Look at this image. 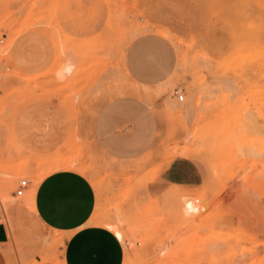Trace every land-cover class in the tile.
I'll list each match as a JSON object with an SVG mask.
<instances>
[{"label":"rangeland","instance_id":"374dc122","mask_svg":"<svg viewBox=\"0 0 264 264\" xmlns=\"http://www.w3.org/2000/svg\"><path fill=\"white\" fill-rule=\"evenodd\" d=\"M105 1L104 35L83 45V56L92 57L75 73L90 69L88 81L98 65H125L130 76L125 73L124 85L131 77L136 86L125 85V97L138 100L141 115L150 117L152 138L137 156L96 160L82 154L74 133L55 154L34 153L18 141L12 117L23 102L44 94L67 102L76 94L70 88L81 78H65L71 66L62 55L80 51L54 31L59 56L53 68L41 76L22 73L12 59L13 40L40 22L52 23L60 0H0V220L5 214L15 234L0 245V264H61L62 233L35 221L25 201L30 191L21 197L14 193L22 178L30 180L32 190L56 159L76 161L95 182L93 224L112 222L124 244L123 264H264V0ZM133 67L146 80H136ZM164 68L167 73L160 76ZM134 127L126 122L123 131L129 134ZM183 155L199 164L203 184L197 189L174 184L149 195L146 183ZM19 162L30 170L15 171ZM187 195L190 202L184 201ZM48 235L55 239L45 245ZM20 238L33 253L26 262L20 260Z\"/></svg>","mask_w":264,"mask_h":264},{"label":"crops","instance_id":"0c3cea01","mask_svg":"<svg viewBox=\"0 0 264 264\" xmlns=\"http://www.w3.org/2000/svg\"><path fill=\"white\" fill-rule=\"evenodd\" d=\"M54 16L52 23L40 22L15 37L11 45L14 65L28 76H41L51 70L59 56L54 35V31H58L60 36L71 39L80 51L77 55L71 49L62 55L68 56L67 64L71 66L64 76L68 79L80 76L81 80L71 86L76 94L67 102L46 94L23 102L12 117L18 141L34 153L55 154L74 133L83 144L82 154L96 160L105 155H139L150 144L152 137L148 129L152 121L149 116L141 115L138 100L125 97L124 68L109 69L98 65L88 81L84 80L92 74L90 69L75 73L78 65H85L92 57L83 56V45L98 41L104 35L109 20L108 4L105 0H60L54 8ZM96 54L103 57L102 50H97ZM131 71L136 80H146L141 77V70L133 67ZM166 73L164 68L158 74ZM105 91L110 92L109 96ZM126 122L135 124L134 131L129 134L123 131ZM77 172L58 169L45 175L34 189L26 190L32 193L31 204L25 201L39 225L62 233L61 264H123L124 244L109 226L93 224L96 191L88 176ZM203 182L204 173L197 162L177 157L158 177L146 183V191L157 196L174 184L197 189ZM11 204L12 209H18ZM3 219L0 220V245L7 244L11 236H15L5 214ZM17 240L20 260L26 262L32 258V250L26 245L27 239ZM2 258L0 255V260Z\"/></svg>","mask_w":264,"mask_h":264},{"label":"bare ground","instance_id":"6f19581e","mask_svg":"<svg viewBox=\"0 0 264 264\" xmlns=\"http://www.w3.org/2000/svg\"><path fill=\"white\" fill-rule=\"evenodd\" d=\"M146 24H147V23H146ZM141 25L145 26V24H141ZM141 25H140L139 28H140V30H143V28L141 29V27H142ZM154 25H155V24H153V26H154ZM146 26H147V25H146ZM148 26H149V24H148ZM155 26H156V25H155ZM157 26H158V25H157ZM159 27H160V26H159ZM161 27H162V26H161ZM161 27H160V28H161ZM137 28H138V25H137ZM146 28H147V27H146ZM148 28L150 29V27H148ZM153 28H154V27H153ZM160 28H159V29H160ZM162 28H163V27H162ZM159 29H158V30H159ZM167 29H168V28H167ZM158 30H157V31H158ZM161 30H162V29H160L159 32H161V33H162V32L165 33V31H161ZM164 30H165V29H164ZM134 31H138V30L135 29V27H134ZM145 31H146V29H145V27H144V31H143V32H145ZM149 31H150V30H149ZM151 32H152V31H151ZM153 32H154V30H153ZM155 32H156V31H155ZM168 32H169V30H168ZM140 33H141V32H140ZM163 33H162V35H164V36H169V35H166L167 33H166V34H163ZM168 34H169V33H168ZM170 34H171V33H170ZM134 36H135V35H134ZM134 36H133V37H134ZM169 37H170V36H169ZM170 38L174 39V38H173V33H172V37H170ZM129 39H131V38H129ZM178 45H179V44H178ZM123 54H124V53H123ZM122 59H124V56H123V55H122ZM124 64H125V62H124ZM124 67H126V66L124 65ZM124 67H123V68H124ZM126 69H127V68H126ZM181 71H182V70H181ZM186 71L188 72L187 69H186ZM124 73H126V72H124ZM127 73H128V72H127ZM127 73H126V74H127ZM184 73H186V72H184ZM182 74H183V72H182ZM186 74H187V73H186ZM128 75H129V74H127V77H128ZM184 75H185V74H184ZM129 76H130V75H129ZM130 78H131V77H130ZM130 78H127V82H126L127 84H125V85L128 86L127 88H129V86H130V85H128V83H129V84L131 83V82L128 81V79L130 80ZM131 79H132V78H131ZM132 81H133V80H132ZM137 83H138V82H137ZM131 84H133V83H131ZM140 84L143 85V83H140ZM140 84H139V85H140ZM122 85H123V82H122ZM125 85H123V86H125ZM145 85H146V84H145ZM131 86H132V85H131ZM131 86H130V88H132ZM133 86H134V84H133ZM146 86H147V85H146ZM114 87L117 89V87H119V86H117V87L114 86ZM114 87H111V88L114 89ZM121 87H122V86H121ZM121 87H120V89H121ZM134 87H136V86H134ZM134 87H133V88H134ZM138 87H139V86H138ZM154 87H155V86H154ZM109 88H110V87H109ZM124 88H125V87H124ZM141 88H142V87H141ZM152 88H153V87H152ZM113 89H111V90H113ZM147 89H148V88H146V90H147ZM149 89H150V90H149ZM149 89H148V90L150 91V93L153 94V92H154V88H153V92H152L151 87H150ZM109 90H110V89H109ZM109 90H108V91H109ZM118 90H119V88H118ZM121 90H122V89H121ZM126 90H127V89H126ZM134 90H135V88H134ZM146 90L143 89V91H145L144 93H146V92L148 91V90H147V91H146ZM156 90H157V89H156ZM108 91H105V93H106L107 95L110 94V92L108 93ZM115 91H116V90L114 89V92H115ZM119 91H120V90H119ZM122 91H123V90H122ZM129 91H131V90H129ZM136 91H137V90H136ZM140 91H141V90H140ZM117 92H118V91H117ZM115 93H116V92H115ZM127 93H128V92H127ZM130 93H131V92H130ZM132 93H133V92H132ZM132 93H131V94H132ZM141 93H142V91H141ZM144 93H143V94H144ZM148 93H149V92H148ZM157 93H158V90L156 91V94H157ZM159 93H160V92H159ZM159 93H158V94H159ZM134 94H135V93H133V95H134ZM138 94H139V93H138ZM146 94H147V93H146ZM152 94H151V95H152ZM154 94H155V93H154ZM154 94H153V95H154ZM111 95H112V94H111ZM133 95H132V96H133ZM136 95H137V93H136ZM141 95H142V94H141ZM148 95H149V94H148ZM108 96H109V95H108ZM108 96H106V97H108ZM115 96H116V95H115ZM115 96L113 95L112 97H115ZM139 96H140V95H139ZM142 96H143V95H142ZM110 97H111V96H110ZM110 97H108V98L110 99ZM134 97H135V95H134ZM140 97H141V96H140ZM153 97H154V96H153ZM136 98H137V96H136ZM142 98H143V97H142ZM142 98H141V99H142ZM148 98H151V97L149 96ZM156 98H157V95H156ZM141 99H140V100H141ZM144 99H145V98H144ZM144 99H143V100H144ZM152 99H153V98H152ZM152 99H151V100H152ZM103 100H105V99H103ZM151 100H150L149 103H151ZM144 101H147V98H146ZM103 102H104V101H103ZM152 102H155V99H154V101H152ZM146 103H147V102H146ZM168 103H169V102H168ZM172 103H173V102H172ZM98 104H99V103H98ZM98 104H97V105H98ZM101 104H102V103H101ZM101 104H100V105H101ZM175 104H176V103H175ZM153 106H154V105L152 104V107H153ZM155 106H156V105H155ZM155 106H154V107H155ZM97 108H98V106H97L95 109H97ZM155 108H156V107H155ZM94 111H95V110H94ZM156 112H157V110H156ZM156 112H155V113H156ZM88 113H89V112H88ZM90 113H91V112H90ZM92 115H93V114H92ZM92 115H91V116H92ZM94 115H95V114H94ZM94 115H93V116H94ZM91 116H90V118H91ZM93 116H92V117H93ZM87 118H88V117H87ZM92 120H93V119H92ZM88 121H90V120H88ZM160 136L162 137V134H160ZM159 138H160V137L158 136V139H159ZM93 143H94V142H93ZM202 144L204 145V143H202ZM194 145H195V144H194ZM192 146H193V145H192ZM203 147H204V146H203ZM184 148H185V147H184ZM194 148H195V147H194ZM197 148H199V147H197ZM192 150L195 151V149H193V148H192ZM196 150H198V149H196ZM183 151H185V150H183ZM183 151H181V152H183ZM188 151H191V150H188ZM185 156H186V155H183V157H185ZM192 156H193V155H192ZM195 156H196V154H195ZM111 159H112V158H111ZM57 160H59V159H56V160H55V163H53V164L47 169V171L41 173L42 176H41V177L35 182V184H34V186H33V189H34V187L37 185V183H38V182H39V181H40L45 175H47V174H49V173H51V172H53V171H55V170H58V169H72V170H74V171H75V170H78V172H81V170L79 171V169L81 168V166H80V165L78 166V164L75 163L76 161H72V162H74V163H70V162H68L69 159H67V162H62V161L57 162ZM62 160H63V159H62ZM70 160H71V159H70ZM24 161H25V160H24ZM28 161H29V160H28ZM64 161H66V159H65ZM53 162H54V161H53ZM215 162H216V161H215ZM20 163H21V162H19V165H18V163H17V165H18L17 168H16V166H15V168H16L15 171H17V172L20 173V172H23V169H27V171L30 170V169H28L30 165H28L27 162H25V163L23 162L22 164H20ZM130 163H131V162H130ZM141 163H142V162H141ZM141 163H140V164H141ZM133 164H134V163H133ZM144 165H145V164H144ZM136 166H137V165H136ZM31 167L34 169V171L38 169V168L35 169L33 166H31ZM31 167H30V168H31ZM84 167H85V166H84ZM32 168H31V169H32ZM86 168H87V167H86ZM88 169H90V168H88ZM90 170H91V169H90ZM90 170H88V173H89ZM25 171H26V170H25ZM32 171H33V170H32ZM82 171H85V170H82ZM91 171H92V170H91ZM91 171H90V173H91ZM78 172H77V173H78ZM19 173H18V174H19ZM90 173H89V174H90ZM94 173H95V172H94ZM94 173L92 174L93 178L96 176V175L94 176ZM11 176H12V175L10 174V177H11ZM12 177H13V176H12ZM94 179H95V178H94ZM90 181H91V180H90ZM91 182H92V181H91ZM100 182H101V181H99V183H100ZM94 183H95V182H94ZM94 183L92 182V184H94ZM99 183H97V184H99ZM171 186H172V185H171ZM99 187H100V186H99ZM99 187H98V190H100ZM96 189H97V188H96ZM179 192H180V191H179ZM179 194H180V193H179ZM182 195H183V194H182ZM182 195H181V198H182ZM187 196H188V195H187ZM188 197H189V198H184V201L190 202V200H191V198H192V195H189ZM190 197H191V198H190ZM178 199H179V198H178ZM189 199H190V200H189ZM25 200H27L28 203L31 204V202H32V193H31V192H30V193H26ZM196 200H197V199H196ZM196 200H195V202H196ZM180 201H181V199H180ZM197 201H198V200H197ZM191 202H192V201H191ZM195 202H192L191 205H192V204H195ZM183 203H184V202H183ZM96 220H97V219H96ZM94 221H95V218L93 219V222H94ZM97 221H99V220H97ZM95 222H96V221H95ZM99 222H100V223L102 222V225H106V226H109V227H113L112 222H110V221H108V220H106V221H99ZM147 224H148V223H147ZM149 226H150V225H149ZM54 239H55L54 236H51V235L49 236V235H48V237L46 238V243L49 242V241H52V240H54Z\"/></svg>","mask_w":264,"mask_h":264},{"label":"built area","instance_id":"2783aa9c","mask_svg":"<svg viewBox=\"0 0 264 264\" xmlns=\"http://www.w3.org/2000/svg\"><path fill=\"white\" fill-rule=\"evenodd\" d=\"M180 91H181V89L176 88L174 90V94H178ZM29 184H30L29 179H25V178L20 179L18 181L17 187H16L15 192H14L15 196H17V197L23 196L26 189L28 188ZM0 212H3V207H2L1 203H0Z\"/></svg>","mask_w":264,"mask_h":264}]
</instances>
